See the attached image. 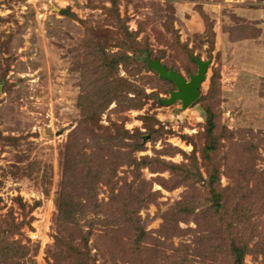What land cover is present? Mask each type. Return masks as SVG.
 <instances>
[{"label":"rangeland","instance_id":"rangeland-1","mask_svg":"<svg viewBox=\"0 0 264 264\" xmlns=\"http://www.w3.org/2000/svg\"><path fill=\"white\" fill-rule=\"evenodd\" d=\"M155 58L186 80L195 60L208 61L198 99L162 104L175 87L149 68ZM125 85L141 105L119 111L136 96ZM121 137L146 167L120 165L129 160ZM67 152L79 163L64 221L56 203ZM215 171L228 209L248 177L264 195V0H0V235L29 246L27 264H231L209 209ZM108 174L115 194L125 183L134 202L155 194L133 202L145 234L98 206L109 201ZM183 201L195 210L179 212ZM238 211L248 225L229 235L244 241L252 230L244 264H264V206L243 199Z\"/></svg>","mask_w":264,"mask_h":264},{"label":"trees","instance_id":"trees-1","mask_svg":"<svg viewBox=\"0 0 264 264\" xmlns=\"http://www.w3.org/2000/svg\"><path fill=\"white\" fill-rule=\"evenodd\" d=\"M130 49L133 51L134 55L137 56L139 53V45L137 44H133L132 46H130ZM123 59H130L129 56L124 55L121 56ZM156 60H158V58H155ZM117 63V61H116ZM215 75H213L210 79V91H213L214 85H215ZM124 92L130 93V92H135L136 96H134L133 98L127 100V102L123 103V104H119V111H124L127 110L129 108H138L140 107L139 105H141L140 103V94L139 92H137L135 90V88L131 85H125V88L123 87ZM211 121V117L207 118V123L209 126H212V122ZM114 126H116L115 124H113ZM123 125L121 126L122 129V133L123 132H127L126 130H123ZM143 135L138 134V135H133V137L137 140L135 141L134 146L138 147L135 149H139L141 142H139L141 140V137ZM122 141V137L120 139V142ZM127 144H124L123 142H121V144L116 145L117 148V152L118 154H121L123 158H128L129 160H121L120 165H128L129 167L134 168H143L147 166V163H145L146 159L142 158L143 161H136L134 160V158H131L129 151L128 152H123L122 149L125 148ZM69 149L70 146H67ZM119 157V156H118ZM121 159V158H120ZM207 162H209V158L207 159ZM79 162L76 159H72L69 156V153L67 152L63 158V173H62V180H61V184H60V190H59V194H58V198H57V203H56V207H57V217L58 219H63L64 221H66V219L68 218V207L70 204V191L69 188L72 186L73 182L70 181V173L72 172V170H74V166L77 165ZM163 165L169 168L167 169H174L175 166H168V164L166 165L165 162H162ZM95 168V166H94ZM99 169V167H98ZM100 171V170H99ZM245 170H237V175L236 177H238L237 182L240 184L246 183L248 184V182L244 181V178H241V175L244 173ZM89 172L90 169H89ZM101 174V172H99ZM98 173L97 175V179L99 180V182H101V177L102 175H100ZM93 175L96 174L92 173ZM248 177V176H247ZM102 179L103 180V184L106 185L109 190H110V196H109V201L107 203H101V205L98 204V206H106V207H110L109 211H112L113 216L115 215V217H117L119 220L124 221V223H127L130 225V230L134 231L135 234L137 235L136 232H138V234L141 232V234H145L143 233V226L140 223L139 218L137 217V207L136 206H146L148 204L154 203L156 197L155 194L150 193L148 194L145 198H142V196H140L139 198H137V200L134 202V195H132V192L129 190H132L133 192H136L135 189L131 188V185L129 184H124L125 187L121 188L120 190H118L117 194L114 193L115 191V184L112 182L111 180V175H107L104 176ZM185 182H189L190 184V179L188 177H186ZM248 179L251 181L252 185L249 187V189L245 190L244 192L241 193V197L236 198L235 199V203L232 209H228L229 205L226 203L224 197V193L226 192V190L222 189L220 187L219 184V180H218V175L217 172H213L211 174L208 175V179L206 181V190L209 196V203H210V207L209 209L212 211L213 214V218L215 221V224H219L220 226L216 229V234L217 236L222 234L220 236V238L223 236V229H225V232L227 234L226 239L228 241V255L231 258V264H244V258L246 255L252 254L255 252L254 248H256L257 246H250V240L251 238H253V231L251 230V233H249V238L246 240H240V238L236 235L231 236L229 235L228 230H230V228L232 226H234L233 224H243L245 226L248 225V218L246 213L240 212L238 211V207H239V203L245 199L247 201V203L249 205H253L258 203L261 207L264 206V195L262 192V185L259 184L258 179L257 182H255L254 180H252L251 178L248 177ZM239 186H234V188H238ZM126 188V189H125ZM126 190L125 195H122V191ZM83 191V188H82ZM80 191V192H82ZM128 191V194H127ZM81 202V200H80ZM133 202L136 206L133 205ZM178 204V203H177ZM196 205V204H194ZM189 206V207H187ZM131 207H134L132 210H130ZM117 208H119L118 213L113 212V211H117ZM139 209V208H138ZM195 210V206L190 205V204H184L183 202H179V212L184 211V210ZM208 209V210H209ZM206 212V211H205ZM251 218V217H250ZM21 225V224H19ZM6 231H10L9 229H5ZM2 231L1 233H5L6 231ZM218 232V233H217ZM138 237V236H137ZM134 245L137 246L140 241L138 240V238L134 239ZM29 253V246L26 244H23L21 242L18 241H9L7 237H5L4 235H0V264H27V256Z\"/></svg>","mask_w":264,"mask_h":264},{"label":"water","instance_id":"water-1","mask_svg":"<svg viewBox=\"0 0 264 264\" xmlns=\"http://www.w3.org/2000/svg\"><path fill=\"white\" fill-rule=\"evenodd\" d=\"M149 68L153 69L160 79L171 82L175 90L169 92V98L162 100L161 103L169 105L176 101L181 102L182 108L190 106L196 101L200 95V85L206 79V73L208 70L209 62H201L195 60L197 65V72L189 76L186 80L183 76L179 75L172 69H167L158 60H147Z\"/></svg>","mask_w":264,"mask_h":264},{"label":"flooded vegetation","instance_id":"flooded-vegetation-1","mask_svg":"<svg viewBox=\"0 0 264 264\" xmlns=\"http://www.w3.org/2000/svg\"><path fill=\"white\" fill-rule=\"evenodd\" d=\"M197 66V65H196ZM180 75V74H179Z\"/></svg>","mask_w":264,"mask_h":264}]
</instances>
